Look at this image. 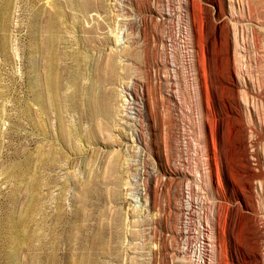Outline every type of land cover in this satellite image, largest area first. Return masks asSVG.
<instances>
[{"label":"rangeland","instance_id":"obj_1","mask_svg":"<svg viewBox=\"0 0 264 264\" xmlns=\"http://www.w3.org/2000/svg\"><path fill=\"white\" fill-rule=\"evenodd\" d=\"M201 218L264 264V0H0V264H194Z\"/></svg>","mask_w":264,"mask_h":264},{"label":"bare ground","instance_id":"obj_2","mask_svg":"<svg viewBox=\"0 0 264 264\" xmlns=\"http://www.w3.org/2000/svg\"><path fill=\"white\" fill-rule=\"evenodd\" d=\"M129 96H130V99L128 100V103H127L128 109L131 111H134V114H135V116L131 117V120L138 122L137 120H139V118L143 116V111H144L143 99L138 95L136 90L134 94L130 92ZM189 219L191 220V218ZM208 230H210L209 225L207 224V222L203 220V218L199 220L190 221L189 225L186 226V230L181 234L182 235L181 236L182 246H181V250L179 251L180 254L181 255L184 254V256L188 258L190 256L189 250L192 248L190 246L192 244V241H194V239H198L200 235V238L204 240L202 242H204L203 245H204L206 254L208 255V257L211 258L212 248H211V242L209 238L207 237ZM198 243H201V241H199ZM198 257L202 258L203 255L200 253Z\"/></svg>","mask_w":264,"mask_h":264},{"label":"built area","instance_id":"obj_3","mask_svg":"<svg viewBox=\"0 0 264 264\" xmlns=\"http://www.w3.org/2000/svg\"><path fill=\"white\" fill-rule=\"evenodd\" d=\"M201 244H204V242L198 243V247L196 245L197 249H196V247L195 248L192 247L189 250L190 256L188 258L194 264H208V262L210 261V257H208V255L206 254L204 245L202 246ZM199 247H202L203 250H202V248L200 249ZM200 253L203 255L202 258L198 257V255H200Z\"/></svg>","mask_w":264,"mask_h":264}]
</instances>
